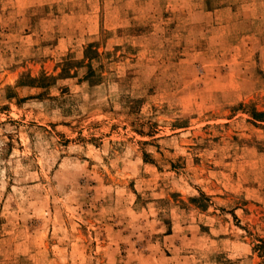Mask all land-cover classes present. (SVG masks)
Wrapping results in <instances>:
<instances>
[{
	"label": "rangeland",
	"instance_id": "obj_1",
	"mask_svg": "<svg viewBox=\"0 0 264 264\" xmlns=\"http://www.w3.org/2000/svg\"><path fill=\"white\" fill-rule=\"evenodd\" d=\"M0 264H264V0H0Z\"/></svg>",
	"mask_w": 264,
	"mask_h": 264
},
{
	"label": "trees",
	"instance_id": "obj_2",
	"mask_svg": "<svg viewBox=\"0 0 264 264\" xmlns=\"http://www.w3.org/2000/svg\"><path fill=\"white\" fill-rule=\"evenodd\" d=\"M43 80H45V78L40 79V81H43ZM254 115H256V114H254ZM257 116H259V115H256V117H257Z\"/></svg>",
	"mask_w": 264,
	"mask_h": 264
}]
</instances>
